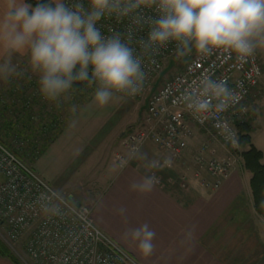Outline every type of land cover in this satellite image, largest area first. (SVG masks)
Segmentation results:
<instances>
[{
	"label": "clouds",
	"instance_id": "1",
	"mask_svg": "<svg viewBox=\"0 0 264 264\" xmlns=\"http://www.w3.org/2000/svg\"><path fill=\"white\" fill-rule=\"evenodd\" d=\"M145 9L156 15L145 16ZM105 16L129 18L126 32L104 36L97 23ZM145 26L147 38H137L135 33ZM172 41L184 50L194 47L202 56L223 50L246 62L264 50V0H88L87 8L82 0H38L35 5L28 0H0V81L23 76L27 69L14 58L26 56L28 69L38 76L41 95L57 106L76 81L96 82L95 100L100 105L107 104L114 92L136 94L145 74L133 43L143 54L150 50L155 54ZM233 96L223 80L205 76L184 99L193 111L208 112L225 110ZM140 155L149 167L160 166L143 152ZM158 182L148 174L130 189L146 194ZM125 211L120 209L121 214ZM155 236L147 223L123 234L124 239L138 242L146 256L154 250Z\"/></svg>",
	"mask_w": 264,
	"mask_h": 264
},
{
	"label": "crops",
	"instance_id": "2",
	"mask_svg": "<svg viewBox=\"0 0 264 264\" xmlns=\"http://www.w3.org/2000/svg\"><path fill=\"white\" fill-rule=\"evenodd\" d=\"M258 52L264 67V50ZM19 59L27 57L17 56L14 63ZM25 69L30 72L28 68ZM19 83L13 88V93H9L13 97L11 103L15 106L13 116L16 114L22 120L28 114V109L25 108H29L31 103L30 92L27 90L34 91V94L36 91L35 85L30 86V82ZM3 84V81L0 82V90L8 87L6 83L5 86ZM22 92L27 95L20 101L18 96L23 95ZM6 96L3 93L1 97L3 106L9 104ZM66 106L67 104L64 111ZM246 110L252 120V144L263 153L264 162V72L260 91L250 98ZM29 117L28 114L27 118ZM75 118L76 115L67 114L61 124L51 126L52 129L57 128V132L54 130L55 135L50 134L48 139L44 134L40 138L42 140L39 143L43 144L42 155L35 161L34 169L41 171L36 165L48 153H63L65 156L62 159L67 163L68 169L66 177L59 179L57 187L64 191L73 186L74 189L70 192L65 190L69 198L79 197L76 201L81 203L91 201L92 204L88 205L92 208L95 222L139 262L264 264V217L255 209L250 184L252 173L244 167L242 156L237 158L231 175L221 186L210 189L202 186L200 180L195 178L197 171L205 176L207 173L197 164L188 149L184 153L185 161L178 162L180 170L175 171L174 168L162 166L159 161L162 157L161 150L154 143L149 142L137 153H133L123 143L122 146L120 142L113 143L115 130L102 133L95 125L83 130L78 127V123H74ZM68 140L72 141L71 147L65 146V141ZM218 143L215 142L213 148H208L205 156L230 157L224 146ZM87 144L89 145L86 146ZM248 148L249 145L243 149ZM141 152L147 155L148 160L160 162V166L149 167L140 155ZM122 162H126V166H122ZM40 174L44 175L45 172L41 171ZM148 174L159 176L162 184H156L146 194L130 189V184L140 181ZM181 175L187 177L186 187L182 184ZM170 177L174 179V183H168ZM92 184L96 189L92 190V196L88 199L84 196L83 187L88 189ZM120 209L126 211L121 214ZM144 223L149 224L156 233L154 250L147 256L137 247L138 242L123 238L126 230L140 227ZM0 264L15 263L0 256Z\"/></svg>",
	"mask_w": 264,
	"mask_h": 264
},
{
	"label": "built area",
	"instance_id": "3",
	"mask_svg": "<svg viewBox=\"0 0 264 264\" xmlns=\"http://www.w3.org/2000/svg\"><path fill=\"white\" fill-rule=\"evenodd\" d=\"M82 2L87 8L88 0ZM143 11L145 16L156 15L152 10ZM129 24V18L118 20L115 16H105L97 23V27L104 36H108L112 32L125 33ZM148 31L149 28L145 26L135 35L146 39ZM132 46L142 59L145 74L142 88L134 95L116 93L131 100H139L150 94L165 65L182 46L172 41L159 46L155 54L151 50L143 54L135 42ZM263 72L258 51L246 62L239 61L235 54L229 55L223 50L206 56L193 52L182 69L165 79L150 96L146 122L130 131L124 137L123 145L137 153L151 142L175 162L181 163L185 161L184 153L195 130L199 129L230 149H241L237 124L248 120L246 104L253 95L259 93ZM205 76L212 80H223L234 93L225 110L195 112L188 107L184 99L188 89ZM15 144L19 145L18 140ZM208 147L204 144L195 159L207 175L197 171L195 178L200 180L202 186L217 189L231 175L237 162V153L231 151L228 158H206L204 151ZM161 164L165 168H173L170 161L164 160ZM0 176L3 177L0 181V221L4 224L5 239L11 242L24 241L27 254L35 264H142L99 227L90 206L82 204L78 207L27 166L15 148L1 140ZM156 177L159 178L157 184H162V179ZM167 181L174 183L172 177ZM181 181L186 187V175H181Z\"/></svg>",
	"mask_w": 264,
	"mask_h": 264
},
{
	"label": "rangeland",
	"instance_id": "4",
	"mask_svg": "<svg viewBox=\"0 0 264 264\" xmlns=\"http://www.w3.org/2000/svg\"><path fill=\"white\" fill-rule=\"evenodd\" d=\"M193 52H195L194 47L191 50H187L186 52H184L182 56L177 59L175 66L165 76L162 82L180 71L185 63L190 59V56ZM15 63H17L21 69L28 68L27 59H19ZM167 65L168 63L165 65V68ZM0 82L2 83V81ZM18 82H30V86L32 84L35 85L34 90L36 91V93L34 94V91L27 90L30 92L29 96L31 103L28 106L29 108L25 109H28V114L30 117L27 118L28 114L23 116V118L21 117L23 121L19 120L16 114H14L13 116L12 111L13 107L15 106L11 103L13 97L10 96L9 93H13V88L17 86ZM3 85L5 86V82ZM6 85H8V87H4L0 90V140L9 145V147H12L13 149L15 148V151L18 153L19 157L27 166H30L34 171H36L40 176H42L55 187H57V183L59 182V179L61 177H66L65 172L68 169V165H66L67 163L63 162L62 159V157H64L65 155H63V153H55L53 151L54 153H48L45 158L43 157L44 159L38 162L36 167H39L41 171L45 172V176L40 174L41 171L38 170V172L34 169V163L35 161H38L40 159V156L42 155L43 144H41V142L39 143V141L42 140L40 138L44 137V134H46V138L49 139V135L53 134L54 130L57 129L56 127L52 129L51 126H57L58 124H61L62 120H65V116L67 114L69 116H72V114L76 115L74 123H78V127L83 130L90 128L93 125L99 127L102 133H107L115 130L113 143L116 142L119 144L120 142L121 146L124 137L128 133H130V131L139 128L142 123L146 122V111H144L141 115L140 112L149 93H147L145 97L139 100H131L114 92L112 99L107 104L100 105L95 100V92L98 84L93 81L82 91L72 89L68 93L64 94V96L59 101V106H57L56 103L50 102L41 95L39 90L38 76L31 73V71L29 73L25 71L24 75L21 77H13L10 82L6 83ZM3 93H6V95L8 96H6V100H8L7 102H9L8 105L4 106L1 103V97L3 96ZM22 93L23 95L19 94L18 96L20 97V101L23 100L24 95L26 94L25 92ZM65 104H67V111H64ZM73 106L75 108L74 111ZM51 123L52 125H50ZM244 123L252 125L251 117L249 116L248 120H246ZM239 124H237L238 131ZM56 132L53 135H55ZM254 135L256 136V134ZM17 140L19 144L18 146L17 144H15ZM215 142L221 143L213 136H207L201 130L196 129L195 135L193 139H191V143L187 151H189L191 155L196 159L199 152L203 150L202 147L204 144L208 145V148H213ZM71 145V140L65 141L66 147H71ZM88 145L89 144H87L86 146ZM223 146L230 155L231 153L229 152L232 151V153L235 152L238 154V156H241V152L244 150L241 147V149L235 151L234 149H230L229 146ZM206 151H204V155H206ZM160 154L162 155L159 160L160 162L164 160L170 161L175 171L180 170L179 163L175 162L171 156H169L162 150L160 151ZM206 158L208 157L206 156ZM1 180H3L2 176H0V181ZM73 189L74 187L72 186L70 190L68 188L65 190L67 192H70ZM93 189H96V186H94L93 184L88 186V189H85L84 186V196L90 199ZM65 190L63 191L59 189V191L66 196L68 193ZM76 199H79V197H75V199L73 200L76 201ZM84 204L88 205L92 204V202L86 201L84 202ZM3 227L4 224L0 221V232L3 231L2 234L0 233V239L11 249L12 253L19 259L22 264H35L27 254L24 241H7L5 239V232L3 230Z\"/></svg>",
	"mask_w": 264,
	"mask_h": 264
},
{
	"label": "trees",
	"instance_id": "5",
	"mask_svg": "<svg viewBox=\"0 0 264 264\" xmlns=\"http://www.w3.org/2000/svg\"><path fill=\"white\" fill-rule=\"evenodd\" d=\"M35 5L38 0L29 1ZM93 81H76L73 84L72 89L77 91H82ZM71 89V90H72ZM70 91V90H69ZM68 93V92H67ZM239 129V144L244 149L241 152L243 157L244 167L252 173V178L250 181L254 205L256 211L264 217V162L263 153L257 149L251 140L250 133L252 131V125L247 123H242L238 125ZM0 256L7 257L13 261L15 264H22L19 259L12 253L11 249L0 239Z\"/></svg>",
	"mask_w": 264,
	"mask_h": 264
},
{
	"label": "water",
	"instance_id": "6",
	"mask_svg": "<svg viewBox=\"0 0 264 264\" xmlns=\"http://www.w3.org/2000/svg\"><path fill=\"white\" fill-rule=\"evenodd\" d=\"M187 50H184L183 48L179 49L174 56L171 58V60L169 61L168 65L166 66V68H164V70L160 73V75L158 76V78L156 79L153 88L150 91V94L147 96V98L145 99L144 105L141 108V112L140 115L146 111L147 107H148V103H149V98L150 96L154 93V91L157 89V87L161 84L162 80L165 78V76L171 71V69L175 66L176 61L178 58H180L182 56V54L184 52H186ZM72 198V197H71ZM76 205L79 207L81 206V202H76Z\"/></svg>",
	"mask_w": 264,
	"mask_h": 264
}]
</instances>
